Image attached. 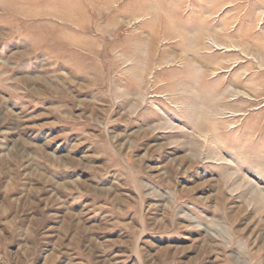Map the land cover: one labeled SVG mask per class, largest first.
I'll list each match as a JSON object with an SVG mask.
<instances>
[{
  "label": "rangeland",
  "instance_id": "rangeland-1",
  "mask_svg": "<svg viewBox=\"0 0 264 264\" xmlns=\"http://www.w3.org/2000/svg\"><path fill=\"white\" fill-rule=\"evenodd\" d=\"M0 264H264V0H0Z\"/></svg>",
  "mask_w": 264,
  "mask_h": 264
}]
</instances>
